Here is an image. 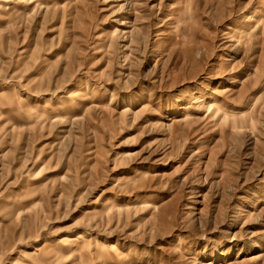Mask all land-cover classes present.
<instances>
[{
	"label": "rangeland",
	"instance_id": "rangeland-1",
	"mask_svg": "<svg viewBox=\"0 0 264 264\" xmlns=\"http://www.w3.org/2000/svg\"><path fill=\"white\" fill-rule=\"evenodd\" d=\"M0 264H264V0H0Z\"/></svg>",
	"mask_w": 264,
	"mask_h": 264
},
{
	"label": "bare ground",
	"instance_id": "bare-ground-1",
	"mask_svg": "<svg viewBox=\"0 0 264 264\" xmlns=\"http://www.w3.org/2000/svg\"><path fill=\"white\" fill-rule=\"evenodd\" d=\"M247 216V215H246ZM262 256V254H259V255H256V256H254V259L255 260H259V258Z\"/></svg>",
	"mask_w": 264,
	"mask_h": 264
}]
</instances>
